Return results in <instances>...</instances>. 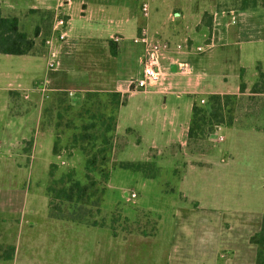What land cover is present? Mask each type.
<instances>
[{
    "label": "rangeland",
    "instance_id": "obj_1",
    "mask_svg": "<svg viewBox=\"0 0 264 264\" xmlns=\"http://www.w3.org/2000/svg\"><path fill=\"white\" fill-rule=\"evenodd\" d=\"M256 1L264 9L261 0ZM97 9L94 4L93 20L88 24L115 31L127 23L125 13L101 16ZM229 11L223 4L212 6L221 25L228 21ZM257 16L262 24L251 33L260 40L252 49H244L243 58L251 52L264 69V10ZM50 17L49 25L54 19ZM47 22L36 26L44 30ZM244 37L240 35V39ZM44 39L43 32L34 38V51L42 54L27 56L36 67L27 66L23 56L0 53V252H7L8 246L14 248L11 257L1 259L0 264H173L171 252L180 242L214 251V264H246L247 245L256 244L251 236L262 234L259 214L264 207V93L250 92L259 80L258 70L254 77L245 70L241 78L245 93L229 99L224 115L226 121L233 118L232 123L216 124L208 131L209 125H203V132L192 133L186 145L176 146L175 156L149 147L152 135L144 128V120L140 125L138 109L158 114L161 99L155 87L137 91L122 112L128 120L136 121L134 125L145 137L141 146L134 147L133 134H115L112 159L138 161L142 167H115L103 183L102 197L93 196L87 205L72 204L77 211L73 214L81 219L70 220L63 217L69 215L66 209L72 208L68 205L64 214L50 211L47 169L50 162H56L55 174L59 176L73 167L75 177L84 181V157L77 151L72 156L52 154L56 110L35 89L57 74L72 89L107 83V77L100 74L101 51L92 48L93 55H85L83 43L60 57L58 66L48 67ZM122 72L116 74V84L121 87L140 75L137 70ZM18 82L27 97L25 93L9 96L6 88ZM257 87L264 85L261 82ZM51 92L54 90L48 94ZM83 92H67L74 108L81 103ZM123 94L127 98L128 93ZM258 247L263 256L264 244Z\"/></svg>",
    "mask_w": 264,
    "mask_h": 264
},
{
    "label": "crops",
    "instance_id": "obj_2",
    "mask_svg": "<svg viewBox=\"0 0 264 264\" xmlns=\"http://www.w3.org/2000/svg\"><path fill=\"white\" fill-rule=\"evenodd\" d=\"M64 1L0 0V11L4 16H17L20 28L29 35L33 34L36 25L40 26L42 21L48 20L45 29L39 30L38 36L41 32L44 33L46 50L43 54H47V62L50 53L53 54L56 65L52 68L59 65L60 57L69 55L72 47L79 43H83L85 55H93L92 48H98L101 51L99 55H102V58L98 59V64L101 68V77L103 79L107 77V83L89 88L72 89L62 83L64 78L61 74L46 78L44 82L50 91L65 90L71 93L85 90H116L127 92L126 102L118 108L115 134H125L128 137L133 134L131 142L134 147L141 146L145 137L144 132L134 125L135 120L132 121V118L128 120L125 117L122 107H126L127 101L136 92L128 91L127 82L122 87L117 86L116 74L120 72V69L127 74L133 70H137L140 74L143 50L141 44L133 42V37L141 26H146L150 32L162 38L171 41H188L191 45L190 48L180 51L167 52L162 60L164 66L167 64L171 66L175 61L184 60L188 64V71L182 72L176 68L172 70L170 67L162 86L155 87L154 92L161 99L159 113H147L143 107L138 109L140 125L144 123V128L152 135L149 147L162 149V152L169 156L178 154L175 150L177 145L182 147L187 143L191 108L194 102L201 103L200 99L206 98L211 93L244 94L245 91L240 92L239 90L242 73L250 70L254 77V70H264L262 62L253 57L251 52L247 54L246 59L243 58L244 49H252L254 44L260 40L258 36L251 33L260 28L262 24L257 14L264 9L258 7L256 0H221L222 2L219 0H211V2L206 0H70L67 3ZM142 2H147L149 5L148 16H143L140 11ZM94 4H97V11L101 16H105L108 12L127 14L128 17L125 18L127 23H122V26L118 25L115 31L109 26L99 28L88 24L93 20L92 7ZM222 4L224 10L230 9L227 12L228 21L223 25L218 22L215 12H212V6ZM51 15L54 19L49 25ZM58 15L63 16L67 21L66 35L63 39L57 38L53 33L54 20ZM230 25L234 27L229 28ZM226 31L229 35H226ZM240 35H245L244 39H240ZM46 40H49V43H46ZM200 40L203 41L201 44L196 43ZM204 44H208L205 51L195 50V46ZM35 54L42 53L36 51L18 55L23 56L22 61L27 66L36 67L33 60L27 57ZM6 89L7 92L15 90L25 93L21 82H18L15 87L10 85ZM128 137L127 142H129ZM136 141H138L137 144ZM263 213L264 207L259 214L258 229L262 224ZM198 235L200 236L196 235V237L202 239V235ZM198 246V244L191 246L188 243L186 245L178 243L171 252L174 259L172 263L214 264L215 252ZM246 250L249 256L246 264H254L257 245L249 242Z\"/></svg>",
    "mask_w": 264,
    "mask_h": 264
},
{
    "label": "trees",
    "instance_id": "obj_3",
    "mask_svg": "<svg viewBox=\"0 0 264 264\" xmlns=\"http://www.w3.org/2000/svg\"><path fill=\"white\" fill-rule=\"evenodd\" d=\"M261 3L264 4L262 0ZM38 33L39 27L36 26L30 36L20 28L17 16H4L0 11V53L16 55L35 53L37 50L34 51V38L38 36ZM257 76L259 80L255 81L250 89L253 94L264 93V87H257L261 82L264 85V70L258 69ZM245 89L246 85L241 81L240 92H244ZM123 93L116 90H85L81 103L75 108L67 100V91L65 90H54L46 97V104L56 110L55 120L52 124V154L72 156L77 151L84 157V181L75 177L73 167H68L59 176H56L57 163H49L45 189L50 211L60 210L59 212L62 211L61 214H64L66 205H68V209L75 203L87 205L86 203H89L93 196L102 195L104 184L115 167L129 170H138L142 167L138 161H115L112 159L116 141L117 112L118 108L126 102V96ZM8 94L10 96V94H19V92L9 90ZM237 96V94L211 93L204 98V102H194L191 108L188 139L193 135L192 133L203 132L205 124L209 125L207 131L216 124L225 122L231 124L233 118L226 121L224 113L227 111V104L230 103L229 99L237 98ZM74 212L77 211L73 206L69 210L66 209V213L69 215L63 217L80 220L81 218L76 216L77 214H73ZM92 224H96V222ZM259 231L262 234H253L251 239L256 245L262 246L264 244V213ZM258 235H260L259 239H257ZM255 236L256 240L253 238ZM259 249L260 247L257 249L254 264H264V255L261 256ZM13 251L14 248L8 246L7 252H0V260L10 258Z\"/></svg>",
    "mask_w": 264,
    "mask_h": 264
},
{
    "label": "built area",
    "instance_id": "obj_4",
    "mask_svg": "<svg viewBox=\"0 0 264 264\" xmlns=\"http://www.w3.org/2000/svg\"><path fill=\"white\" fill-rule=\"evenodd\" d=\"M64 2H70V0H65ZM140 11L143 16H148L149 5L147 2H142L140 5ZM233 18V17H232ZM67 21L63 16H56L53 24V33L59 39H63L66 35L65 27ZM133 42L139 43L142 46V56H141V72L139 77L131 79L127 83L128 91L137 92L145 91L149 87L161 86L162 82L166 76V72L170 70V64L166 66L163 65L162 60L166 56V53L172 50L180 51L184 48H190L191 45L188 41H171L166 38H162L156 34L149 31L146 26H141L133 37ZM49 43V40H46ZM197 52H203L208 48V44L197 45L194 47ZM175 68L182 72L188 71V64L184 60H178L173 62ZM48 67L52 68L56 65L53 54L50 53L47 62ZM36 89L43 94L45 97L48 96L49 89L46 82H40ZM28 95L25 93L24 97ZM200 102H204L201 98ZM221 139V136H220ZM134 195V194H132Z\"/></svg>",
    "mask_w": 264,
    "mask_h": 264
},
{
    "label": "water",
    "instance_id": "obj_5",
    "mask_svg": "<svg viewBox=\"0 0 264 264\" xmlns=\"http://www.w3.org/2000/svg\"><path fill=\"white\" fill-rule=\"evenodd\" d=\"M170 67H171L172 70H175V65L174 64H171Z\"/></svg>",
    "mask_w": 264,
    "mask_h": 264
}]
</instances>
